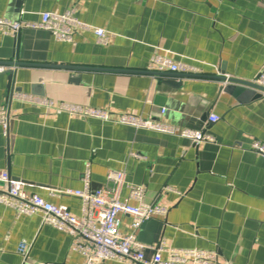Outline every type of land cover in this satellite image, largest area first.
<instances>
[{
	"label": "crops",
	"instance_id": "0c3cea01",
	"mask_svg": "<svg viewBox=\"0 0 264 264\" xmlns=\"http://www.w3.org/2000/svg\"><path fill=\"white\" fill-rule=\"evenodd\" d=\"M66 10L90 27L71 42L43 29L0 33V65L13 72L11 82L9 68L0 72V106L10 118L8 140L0 126V171L78 216L80 200L64 191L83 188L87 164L93 189L111 187L108 172L126 169L125 183L143 186L144 202L167 210L135 231L141 242L214 251L215 264H264V155L251 148L264 143V93L220 79L253 82L264 72V0H0V18L14 21ZM95 27L105 31V44L96 42ZM154 51L199 72L148 71ZM11 90L104 109L112 119L127 113L202 129L214 140L195 145L174 134L71 117L11 98ZM210 114L219 120L209 123ZM127 195L125 185L120 198ZM119 230L133 231L130 217H121ZM21 242L30 247L24 263ZM0 264H83V257L39 214L17 216L0 204Z\"/></svg>",
	"mask_w": 264,
	"mask_h": 264
},
{
	"label": "built area",
	"instance_id": "2783aa9c",
	"mask_svg": "<svg viewBox=\"0 0 264 264\" xmlns=\"http://www.w3.org/2000/svg\"><path fill=\"white\" fill-rule=\"evenodd\" d=\"M43 29L50 32L56 40L71 42L79 28L90 29L89 26L78 20L73 10L62 13L43 12L38 21H20L0 18V33L16 37L21 29ZM98 44H105L107 36L102 28H93ZM7 68L0 65V72ZM146 70L152 72H170L182 74H197L199 68L184 63L175 62L169 55L154 51L150 56ZM224 83H227V79ZM253 83L264 87V72L258 74ZM264 93V92H263ZM11 98L17 97L31 101L37 105L53 108L58 112H66L71 117L96 118L104 121H115L137 129H146L161 133L174 134L191 140L195 145L204 141H213L214 137L204 130L179 128L171 124L146 119L134 114H120L112 119L108 111L100 108L80 106L70 103L53 104L41 97L30 96L11 90ZM219 116L210 114L208 122H216ZM9 112L5 105L0 106V126L4 137H9ZM251 148L264 155V143L253 141ZM132 157L145 159L135 152ZM126 169L110 171L107 181L111 187L101 186L91 188L89 164L83 173V188L68 189L64 194L77 197L81 202L78 216L70 213L64 205H54L37 194L28 193L22 183L10 176L7 170L0 171V204L12 208L17 216L39 214L41 224L51 226L71 237V247L83 257V264H105L108 260L123 261L130 264H215L217 254L214 251L201 249H171L162 244L151 246L141 242L135 231L150 219L162 217L166 214V207L146 203L143 200L145 189L141 185L125 183ZM128 188L126 198H120L123 186ZM134 202V203H133ZM131 219L133 231L129 234L120 232L121 217ZM29 245L21 242L17 251L23 263L28 257ZM166 252L168 257L162 258Z\"/></svg>",
	"mask_w": 264,
	"mask_h": 264
},
{
	"label": "water",
	"instance_id": "95a60500",
	"mask_svg": "<svg viewBox=\"0 0 264 264\" xmlns=\"http://www.w3.org/2000/svg\"><path fill=\"white\" fill-rule=\"evenodd\" d=\"M7 65L8 66L15 65V66L50 67V68H64V69L71 68L70 66H66V65H62V64H36V63H25V62H23V63L22 62H9ZM7 73L9 74V78H10V82H11L13 72H11V69H8ZM164 74L174 75V73H164ZM220 79L223 81V80H226V77L222 76ZM227 81L232 82V83H237V84H240L243 86H247L250 88H254L260 92H264V87L257 85L253 82H245V81L237 80L234 78H228ZM9 88H10V86H9ZM259 95L260 94H257V96H259Z\"/></svg>",
	"mask_w": 264,
	"mask_h": 264
}]
</instances>
